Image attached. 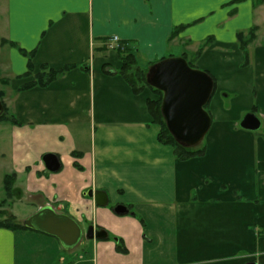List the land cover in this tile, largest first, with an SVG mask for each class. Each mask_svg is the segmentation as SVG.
Wrapping results in <instances>:
<instances>
[{
    "label": "crops",
    "instance_id": "1",
    "mask_svg": "<svg viewBox=\"0 0 264 264\" xmlns=\"http://www.w3.org/2000/svg\"><path fill=\"white\" fill-rule=\"evenodd\" d=\"M1 8L0 52L4 40L14 77L9 164L18 197L71 216L83 231H107L128 253H118L109 238L86 240L76 251L84 239L67 251L48 234L0 228V264H264V138L232 113L264 118V3L5 0L0 16ZM255 27L246 53L238 35ZM114 37L147 66L180 47L193 57L202 49L198 69L214 76L216 89L235 94L230 105L219 96L211 106L203 156L181 161L158 142L151 94H136L120 74ZM23 51L34 52L32 71ZM43 65L74 68L46 87L19 92ZM47 154L59 157L58 172L46 169ZM90 190L106 192L109 206L86 196ZM119 205L130 213H114Z\"/></svg>",
    "mask_w": 264,
    "mask_h": 264
},
{
    "label": "water",
    "instance_id": "2",
    "mask_svg": "<svg viewBox=\"0 0 264 264\" xmlns=\"http://www.w3.org/2000/svg\"><path fill=\"white\" fill-rule=\"evenodd\" d=\"M147 83L164 94L161 113L175 141L185 148L201 145L212 126L211 115L205 109L215 90L211 75L192 68L183 57H173L154 65L147 75ZM3 113L4 105L0 99V116ZM241 127L258 131L261 121L254 113H248ZM43 162L51 173L61 169L59 157L55 154L45 155ZM85 195L94 199L100 207L109 206V197L104 191L90 190ZM113 212L117 215L130 213L127 207L121 205L114 207ZM23 224L30 230L56 237L67 251L76 249L84 239L109 238L107 231L96 230L94 226H90L85 233L75 219L50 206L39 209Z\"/></svg>",
    "mask_w": 264,
    "mask_h": 264
},
{
    "label": "trees",
    "instance_id": "3",
    "mask_svg": "<svg viewBox=\"0 0 264 264\" xmlns=\"http://www.w3.org/2000/svg\"><path fill=\"white\" fill-rule=\"evenodd\" d=\"M263 3L264 0H256V6H259ZM178 32L179 29H177L175 33ZM256 32H257V28L255 27L252 28L246 34L239 33L238 41L243 51L246 52L249 44H251L256 39ZM117 49L122 60V67L120 70V74L128 82L132 90L136 94H140L143 91L148 90L151 94V97L147 100V106L151 118L153 120L152 123L160 128V131L157 136L158 142L164 146L171 147L174 150L176 158L181 161H186L195 157L203 156L206 152V147L204 142L196 148H185L179 145L175 141L173 136L170 134L161 113V105L164 94L161 91L153 87H150L147 83V74L149 72V69L153 67L155 64H150L146 68H141L138 63L136 51L131 46H129L128 43L119 44ZM23 53L29 57V68L31 69L30 71H32V57L34 56V52L27 53L23 51ZM201 53H202V49L197 53L196 58H199ZM182 57L187 59L189 65L192 68H195L193 61H190L186 55ZM248 63H249V57L248 55H246L245 64ZM72 68L74 67L66 66L62 69L55 70L50 68L48 65H43L41 72L36 75L35 80L33 82L21 86L18 91L22 92L24 90H28L34 87H46L49 84H51L53 81L65 75ZM30 71L26 76L30 75L31 73ZM211 77L214 80L215 89H216V79L214 78L213 75H211ZM0 83L3 85H8L9 81L6 79H0ZM0 99L3 102L4 94L2 92H0ZM3 105H4V113L0 116V123L4 122L12 125L16 124V120L14 116L9 114L8 107L4 103ZM209 106L210 103L205 107V109L210 114ZM73 155L75 158H78L80 156L77 153H73ZM74 166L80 171H82L83 169L77 162L74 164ZM15 183H16V174L14 173L7 174L5 176L4 185H3L5 198L0 201V228L11 229V230H30L27 227H25L22 223L18 222L15 216L13 215L8 216L7 213V210L11 208L17 200H20V197H18V192L15 189ZM133 215L135 216V214ZM109 240H113L115 242L116 250L118 253L120 254L128 253V250L125 247V244L122 239L110 236Z\"/></svg>",
    "mask_w": 264,
    "mask_h": 264
},
{
    "label": "rangeland",
    "instance_id": "4",
    "mask_svg": "<svg viewBox=\"0 0 264 264\" xmlns=\"http://www.w3.org/2000/svg\"><path fill=\"white\" fill-rule=\"evenodd\" d=\"M1 2V7L4 8L5 5V0H0ZM5 17H4V11L1 8V16H0V34L1 38L5 35L6 32V22H5ZM264 40V39H263ZM4 41V40H3ZM1 41V52H0V79H6L9 81L8 85H3L0 83V92L4 94V99L3 103L8 107L9 109V114L13 115L12 113V108L10 107L11 105V100L14 96L13 92L9 91V86L11 84V81L14 79V77L10 73V62H9V56H8V47H2V42ZM187 50L185 47H180L179 49H174L173 54L175 55V58L181 57L180 55L185 53V55L189 58L190 61H193L195 69L202 71L201 69H198L197 67V61L198 59L196 57H193L191 53L186 52ZM184 56V55H183ZM141 66H144L145 63L141 61L139 63ZM148 67L145 65L143 68ZM152 68V67H151ZM150 68V69H151ZM149 69V71H150ZM149 73V72H148ZM148 75V74H147ZM9 95V102H6V96L8 97ZM224 101L225 104L230 105L231 99L234 98L235 94L228 93L225 90L220 89L219 87L216 89V93L213 99V102L210 105L209 111H211V106L215 105L216 103V98L219 97ZM254 102H256V98L254 99ZM256 104V103H255ZM233 116L237 119L233 120H239L238 122L243 120V118L248 114V113H243L240 111H233ZM262 121V126L261 128L256 132L257 136L262 135L264 138V118L261 117ZM205 144V142H204ZM13 148V140H12V127L11 124L8 123H0V200H3L5 198V192L3 189V180L4 176L7 174H11L12 169L10 167V158H11V151ZM36 205L37 203L31 199L28 195H23L21 200H17L11 208L7 210L8 216L13 215L17 218L18 222L24 223L29 217L37 213L38 209L36 210ZM135 212V211H133ZM85 228V233L87 232L88 228L86 225H84ZM86 239L84 240L83 244L76 250V251H81L86 244ZM260 251V247L257 249ZM67 253V252H65Z\"/></svg>",
    "mask_w": 264,
    "mask_h": 264
},
{
    "label": "built area",
    "instance_id": "5",
    "mask_svg": "<svg viewBox=\"0 0 264 264\" xmlns=\"http://www.w3.org/2000/svg\"><path fill=\"white\" fill-rule=\"evenodd\" d=\"M112 42H113V43H117V42H118V38H117V37H114V38L112 39Z\"/></svg>",
    "mask_w": 264,
    "mask_h": 264
}]
</instances>
